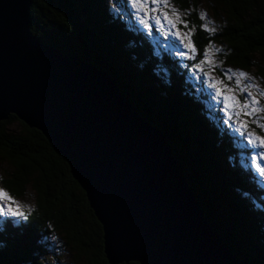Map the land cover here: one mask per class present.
<instances>
[{"label":"trees","instance_id":"1","mask_svg":"<svg viewBox=\"0 0 264 264\" xmlns=\"http://www.w3.org/2000/svg\"><path fill=\"white\" fill-rule=\"evenodd\" d=\"M171 1L192 11L189 24L199 57L215 40L228 44L229 65L249 68L253 58L264 63V0H206L216 17L217 10L226 17L213 34L202 28L194 10L200 0ZM29 18L35 38L116 80L139 115L167 135L206 219L235 258L264 264V186L243 157L249 148L240 147L242 141L219 122L220 114L175 56L159 50L133 19L111 12L107 0H33ZM0 165V186L14 200L26 189L35 197L27 221L0 217V264H44L52 235L84 264H109L102 227L67 163L39 131L14 115L0 122Z\"/></svg>","mask_w":264,"mask_h":264},{"label":"water","instance_id":"2","mask_svg":"<svg viewBox=\"0 0 264 264\" xmlns=\"http://www.w3.org/2000/svg\"><path fill=\"white\" fill-rule=\"evenodd\" d=\"M33 0H0V122L14 115L67 163L109 264H242L215 233L167 135L115 79L30 31Z\"/></svg>","mask_w":264,"mask_h":264},{"label":"rangeland","instance_id":"3","mask_svg":"<svg viewBox=\"0 0 264 264\" xmlns=\"http://www.w3.org/2000/svg\"><path fill=\"white\" fill-rule=\"evenodd\" d=\"M110 4L111 12L115 14H122L125 18L128 20L133 19L136 23L137 20L132 15V9L128 4H123L121 0H107ZM149 7H153L152 5H149ZM161 8L164 9V11L169 12L170 16H173L172 9H175V15L179 16V19L181 22L177 23V28L182 33H188L191 32L190 39L193 42V36H194V30L191 29L189 24V18L192 17V11L184 12L180 10L177 6H175L171 0H169V5L167 8H164L163 5H161ZM196 14L198 18L201 20L202 28L208 32L209 34H213L215 32L220 31V27L224 24V20L226 19L224 13L221 10H217L218 17H216L212 10L209 9L208 3L206 0H200L197 5L195 6ZM129 15L128 13H130ZM159 14V13H157ZM203 16V19L201 17ZM130 18V19H129ZM161 22L163 23V18L161 19ZM187 24V27L184 25ZM140 27L143 29V27L140 25ZM167 27V26H166ZM208 29V30H206ZM144 30V29H143ZM214 30V31H209ZM146 31V30H144ZM175 31V30H173ZM147 32V31H146ZM154 32V33H152ZM150 39L151 41L157 46V48L164 49L166 53H170L171 55H174L177 59V62L179 63V66L184 70H187V74L189 76L190 82L193 85L198 86V90L204 91V94L209 99V104L211 103L213 105V110H217L220 114L219 122L224 125V121L228 119V117L225 115V112L223 111V96L216 98L214 95V90L209 87V80L207 78H203V72H207L209 74V77L222 82L221 87L222 89L227 88L231 89L232 91H225L224 94H235L237 95V98L243 102V100L247 97V92H244L243 94L240 93L239 87H242L244 85L252 84L256 87H253L250 89L254 95H257L259 92L264 91V63L261 62L258 58H253L252 63L249 68H242L236 65H229L225 62L226 56L229 54L230 49L228 48V44L225 41H215L212 40L209 44L204 46L202 58L199 57L197 54L199 53L198 47L194 44V47L197 49V54L195 60H189L184 57L176 55V52L179 51H186L183 49V47L180 45L179 41L174 39L173 37L169 36L167 39L163 35L162 32H158L153 26L152 31L150 33ZM205 50L208 52V59L209 63H205L202 65L203 72L195 70L192 66L194 64L199 63L200 60L204 59V53ZM231 69L232 72H229L228 70ZM263 70L260 72L259 70ZM243 71L247 73L248 78H241V85L237 86L236 84V77L232 75L234 72H240ZM232 76V79L229 80L228 77ZM260 106L264 107V97H259ZM260 117H264V113H257L253 117H241V119H245L249 121L248 130L254 131L257 135L264 137V131H261L256 124L251 123L252 119H259ZM261 123H264V119L260 120ZM226 127L230 129L231 133L234 134L237 138H239L242 143H238L239 146H248L247 141L242 137L239 132H237L234 121L230 120L229 123L226 124ZM249 148V147H248ZM251 154L252 150L249 148V152L243 157H246L249 161L250 167H251ZM260 163L264 164V161H260ZM2 169V166L0 165V170ZM254 176L260 181V183L264 186V177H261L255 173V171L252 169ZM0 178H1V171H0ZM0 189L1 186H0ZM20 206H22V210L26 212H31L34 208V202L35 197L30 189H26V193L23 196V198L15 200ZM3 203L7 204V201H4ZM66 243L62 241L58 235H52L51 237V243H50V253L47 255V257L44 260V264H84V261L81 259H76L74 257V253L71 251L70 247L65 245Z\"/></svg>","mask_w":264,"mask_h":264},{"label":"snow or ice","instance_id":"4","mask_svg":"<svg viewBox=\"0 0 264 264\" xmlns=\"http://www.w3.org/2000/svg\"><path fill=\"white\" fill-rule=\"evenodd\" d=\"M125 2L133 10V17L144 30L151 33L153 26H155L156 30L162 32L166 39L169 36L173 37L178 40L183 49L186 50H178L176 55L189 60H195L197 49L194 47L193 42L190 39L191 32L182 33L177 28V23H182V21H180L179 16L175 15V9H172L173 16H170L169 12L164 11V9L161 8V5H163L164 8H167L169 0H125ZM149 5H152L153 7H149ZM162 18L164 21L163 23L161 22ZM201 19H203V16ZM184 26L187 27V24ZM209 62L208 52L205 50L204 59L200 60L199 63L194 64L192 67L195 70L203 72L202 65ZM228 71L232 72L231 69ZM232 75L237 78V86L241 85V78H248L247 73L243 71L234 72ZM203 78L209 80V87L214 90L216 98L223 96V111L228 117L224 123L227 124L230 120L234 121L237 126V132L244 137L247 141L248 147L252 150L251 169H253L257 175L264 177V164L260 163V161H264V137L257 135L254 131H249V121L241 119L242 116L253 117L257 113H264V107L260 106L258 99V96L264 97V91L254 95L250 89L256 87L255 85L248 84L239 87L241 94L247 92V97L241 102L235 94H224L225 91L231 92L232 90L227 88L222 89L220 86L222 82L209 77L207 72H203ZM228 79L231 80L232 76H229ZM261 119H264V117L252 119L251 123L256 124L261 131H264V123L260 122ZM4 201H7V204L3 203ZM4 216L12 218L14 223L27 221L28 219V216L22 210V206H20L4 189H0V217Z\"/></svg>","mask_w":264,"mask_h":264},{"label":"bare ground","instance_id":"5","mask_svg":"<svg viewBox=\"0 0 264 264\" xmlns=\"http://www.w3.org/2000/svg\"><path fill=\"white\" fill-rule=\"evenodd\" d=\"M215 233H216V231H215ZM223 241V240H222ZM224 242V241H223Z\"/></svg>","mask_w":264,"mask_h":264}]
</instances>
